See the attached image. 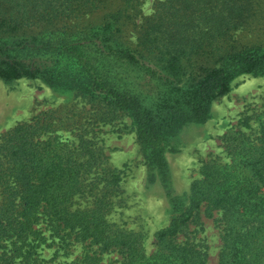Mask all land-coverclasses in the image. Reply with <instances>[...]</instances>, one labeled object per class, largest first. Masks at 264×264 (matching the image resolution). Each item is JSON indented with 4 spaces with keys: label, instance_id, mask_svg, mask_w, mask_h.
<instances>
[{
    "label": "trees",
    "instance_id": "trees-1",
    "mask_svg": "<svg viewBox=\"0 0 264 264\" xmlns=\"http://www.w3.org/2000/svg\"><path fill=\"white\" fill-rule=\"evenodd\" d=\"M142 3L0 0V78L66 90L96 120L126 115L145 164L162 180L166 139L206 120L236 76L264 75V44L234 39L264 38V0H153L146 15ZM106 8L97 22H77ZM191 63L199 72H187ZM52 114L0 134V264H42L46 247L67 254L75 243L82 255L65 264H112L103 260L109 253L117 264H206V246L189 230L200 228L201 208L219 213L217 264H264V121L250 128L244 117L248 131L223 134L226 161L201 163L186 205L154 231L146 255L139 233L107 220L119 176L94 145V123H64L70 131L83 125L69 140ZM80 198L89 205L78 206Z\"/></svg>",
    "mask_w": 264,
    "mask_h": 264
},
{
    "label": "rangeland",
    "instance_id": "rangeland-1",
    "mask_svg": "<svg viewBox=\"0 0 264 264\" xmlns=\"http://www.w3.org/2000/svg\"><path fill=\"white\" fill-rule=\"evenodd\" d=\"M152 2L143 0L140 6L142 15L151 12ZM108 8L85 14L77 22H97ZM128 35L133 33L128 31ZM234 39L239 45L264 44V38L250 37L247 33ZM200 60L207 62L203 57ZM194 66V72H199L198 65L194 63L187 66V72L193 71ZM93 109L80 97L63 89L48 87L40 80L0 78V134L46 111L53 112L51 122L55 121L62 138L69 140L83 125L70 131L64 123H72L79 116H82L81 121L85 119L94 123V145L105 156L106 164L118 171L119 176L118 190L106 214L107 220L120 228L139 233L144 252L148 255L154 249V231L164 227L171 215L182 211L186 205L189 184L199 176L201 163L212 158L226 161L221 142L223 134L235 128L248 131L239 124L244 117H249L247 123L250 128H256L259 122L264 121V75L243 73L236 76L223 94L212 99L206 120L188 122L166 139V167L162 180L145 164L129 117L120 115L103 122L93 118ZM77 203L80 207L89 205L84 198L78 199ZM218 217V212L204 215L201 208L200 228L196 230L193 225L189 226V230L195 231L190 233L192 239L206 246V264H217L221 244ZM53 249L55 246L43 249L45 262L42 264H65L82 255L80 243L71 246L67 254H62L59 249L57 254H52ZM117 258V254L109 253L103 260L117 264Z\"/></svg>",
    "mask_w": 264,
    "mask_h": 264
}]
</instances>
